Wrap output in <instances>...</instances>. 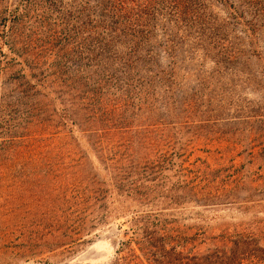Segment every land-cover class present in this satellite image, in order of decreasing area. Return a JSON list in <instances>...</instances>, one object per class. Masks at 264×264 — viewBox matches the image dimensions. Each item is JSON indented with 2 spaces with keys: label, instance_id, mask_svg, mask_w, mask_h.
Returning a JSON list of instances; mask_svg holds the SVG:
<instances>
[{
  "label": "trees",
  "instance_id": "obj_1",
  "mask_svg": "<svg viewBox=\"0 0 264 264\" xmlns=\"http://www.w3.org/2000/svg\"><path fill=\"white\" fill-rule=\"evenodd\" d=\"M262 1L19 0L8 15L0 12V165L20 156L33 129L43 135L51 109L64 135L86 140L105 171L88 180L75 206L41 212L51 240L41 244L46 235L33 228L19 249L79 246L121 220L113 264H264L263 232L210 233L203 215L226 203L229 183L210 166H187L184 146L170 136L182 123L160 129L177 110L198 107L194 97L179 98L185 82L228 76V66L243 59L231 37L237 27L259 42ZM35 15L49 27L43 51L25 31ZM6 48L16 57L8 60ZM196 55L216 67L207 78L187 70ZM72 59L84 70L71 71ZM144 113L150 128L133 131ZM120 131L133 135L115 141ZM188 207L198 216L191 224L172 213Z\"/></svg>",
  "mask_w": 264,
  "mask_h": 264
},
{
  "label": "rangeland",
  "instance_id": "obj_2",
  "mask_svg": "<svg viewBox=\"0 0 264 264\" xmlns=\"http://www.w3.org/2000/svg\"><path fill=\"white\" fill-rule=\"evenodd\" d=\"M19 0H0V12L8 15ZM31 21L26 34L31 36L34 49L40 50L46 43L47 24ZM249 17H247L248 19ZM249 20V19H248ZM52 20L49 19V22ZM240 45L243 59L240 57L228 66V76L216 74L208 77L214 70L213 63L196 55L195 60L185 64L187 70L203 74L197 83L185 82V92H179V98L194 97L198 107L190 114L186 109L177 110L176 115L166 117L167 127L178 121L183 129L170 131L174 144L184 146L187 166L207 168L219 172L220 179L229 183V198L216 212L208 216L212 226L210 233L218 235L221 230L264 233V3L262 1V34L256 43L237 27L231 36ZM252 44V46H251ZM242 45V47H241ZM51 50H54L51 45ZM8 60L16 56L4 49ZM43 53L40 55L42 56ZM44 57L48 58L47 54ZM1 68L5 66L4 58ZM74 59H72L73 61ZM85 62L74 60L71 71L84 70ZM213 69V70H212ZM197 75V74H191ZM81 79L85 82L84 76ZM214 77L219 83L209 82ZM9 79V78H7ZM215 80V81H216ZM3 82V77L0 83ZM201 82V85L198 83ZM211 100V101H210ZM50 122L39 134L35 128L29 133L27 146L17 158L0 165V264H113L117 258L120 241L124 231L118 229L122 221H112L102 225L86 240L74 247L50 249L32 247L28 244L27 234L38 228L40 237L46 235L41 244L51 240L50 229L41 216L44 210L69 208L75 206L73 198L81 193L88 180L96 174L100 177L105 171L97 158L93 147L81 139L78 144L65 136L60 123L48 111ZM148 117L144 113L137 120L133 131L145 132L150 127L145 124ZM49 118V117H45ZM138 125V126H136ZM172 127H170L171 129ZM125 130V129H122ZM152 130V127H151ZM119 131V130H118ZM118 132L115 141L125 140L133 134ZM78 135V134H76ZM141 135V134H140ZM31 138V139H29ZM194 170V169H193ZM213 173V172H212ZM102 175V176H101ZM77 187V188H76ZM203 211V210H201ZM200 211V212H201ZM191 207L187 210L172 209V213L193 223L198 217ZM179 213L184 215L178 216ZM202 213V212H201ZM12 232L7 234L5 230ZM7 234V236H6ZM25 234V237H22ZM35 238L34 236H32ZM12 241L11 248L4 249V241ZM29 249V251H28Z\"/></svg>",
  "mask_w": 264,
  "mask_h": 264
}]
</instances>
